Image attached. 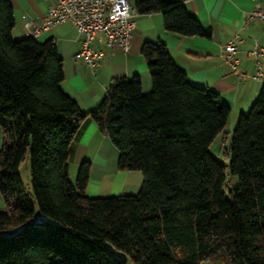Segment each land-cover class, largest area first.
Returning a JSON list of instances; mask_svg holds the SVG:
<instances>
[{
	"label": "trees",
	"instance_id": "1",
	"mask_svg": "<svg viewBox=\"0 0 264 264\" xmlns=\"http://www.w3.org/2000/svg\"><path fill=\"white\" fill-rule=\"evenodd\" d=\"M134 6L162 13L168 31L211 35L183 0ZM14 26L12 1L0 0V264H264V85L240 113L224 164L210 146L231 106L190 81L164 41L141 46L151 90L139 74L114 77L85 112L62 87L54 39L16 38ZM87 116L119 150V169L142 170L136 194H87L89 160L71 180ZM27 156L29 191L20 173Z\"/></svg>",
	"mask_w": 264,
	"mask_h": 264
},
{
	"label": "crops",
	"instance_id": "2",
	"mask_svg": "<svg viewBox=\"0 0 264 264\" xmlns=\"http://www.w3.org/2000/svg\"><path fill=\"white\" fill-rule=\"evenodd\" d=\"M11 1L15 15L13 35L21 38L28 35L25 29L26 19L41 21L57 0ZM183 2L204 25L211 28L210 36L183 35L168 31L164 28L160 12L137 13V25L128 49L118 45L109 46L102 33L97 35L94 46L103 49L104 55L100 64L95 67L77 54L82 36L73 22L57 23L43 30L37 37L40 40L53 38L56 42L64 60L65 76L61 83L62 87L77 100L85 112L93 110L100 104L114 77L131 78L139 74L143 90L149 91L152 88V80L141 46L146 40H162L167 44L174 60L187 72L190 81L217 89L231 106L230 116L234 113L238 119L241 112L250 109L264 85V82L253 77L255 58L259 57L264 61V56L247 53L255 47H264V19L251 16L258 8L264 11V0H183ZM236 34H239L238 69L245 72L244 76L238 75L224 54V44ZM114 146L109 135L99 129L91 116H87L74 138L70 157V161L77 164L84 160L90 161L87 194L100 195L101 191H105L103 183L106 178L109 180V183L106 182L109 186L106 192L112 195L133 191L136 193L140 190L142 183L130 176L132 174L130 170L116 168L113 174L109 177L105 175L104 179L93 175L94 164L108 165L109 159L113 153L115 154ZM4 206L6 201L0 194V207Z\"/></svg>",
	"mask_w": 264,
	"mask_h": 264
},
{
	"label": "built area",
	"instance_id": "3",
	"mask_svg": "<svg viewBox=\"0 0 264 264\" xmlns=\"http://www.w3.org/2000/svg\"><path fill=\"white\" fill-rule=\"evenodd\" d=\"M137 13L134 0H57L41 21L26 19L25 29L28 35L37 37L43 30L57 23L73 22L82 36L81 47L77 54L95 67L100 64L104 55L103 49L94 46L97 35L102 33L109 46L118 45L128 49L137 25ZM251 16L264 19V11L258 8ZM238 36L239 34H236L235 37L227 40L223 48L225 58L233 69L238 75L244 76L245 72L238 69L240 63L237 54ZM247 53L264 56V47H255ZM253 77L264 82V61L259 57L255 58Z\"/></svg>",
	"mask_w": 264,
	"mask_h": 264
},
{
	"label": "rangeland",
	"instance_id": "4",
	"mask_svg": "<svg viewBox=\"0 0 264 264\" xmlns=\"http://www.w3.org/2000/svg\"><path fill=\"white\" fill-rule=\"evenodd\" d=\"M234 115H235L234 113L231 114V116L229 117L223 131L216 137V139L212 142V144L210 146L211 151L214 152L216 154V156L220 159V161H222L224 164L229 163V156L225 153V148L227 146H229V144H230L232 132H233V129H234V127L237 123V120H238V119H236L237 115H235V116ZM234 117H235V119H234ZM1 140H2V133L0 132V143H1ZM114 149H115L116 155L113 153V156L109 159L108 165L103 166V165H98L97 163L94 164V168L92 171L93 175L97 176L100 179H104L105 175L107 177H109L111 174H113L114 170H116V168H118L119 150L115 146H114ZM29 163H30V160H29V157L27 156L20 164V173L22 176V180H23L24 185L28 191L31 189V175H30ZM81 163L82 162L77 164L74 161H70V174L69 175H70L71 180L74 182L76 181ZM130 171L132 172V174H130V176L132 178L137 179L140 183L143 182L144 174H143L142 170L131 169ZM90 172H91V169H90ZM103 173H105V174H103ZM228 180H230L231 182H237V177L230 175ZM106 182L109 183V180L107 178H106L105 182L103 183V184H105V186H104L105 191L104 190L101 191L100 195H97L96 193H93V194L88 193V194L91 196H109V195H112L111 193L106 192V189L109 188V186L107 185ZM93 183H95V181ZM134 193H135V191H133L131 193H126V194H134ZM201 264H212V262L209 260H204L201 262Z\"/></svg>",
	"mask_w": 264,
	"mask_h": 264
}]
</instances>
